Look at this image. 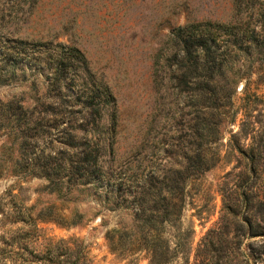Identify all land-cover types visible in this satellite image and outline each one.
<instances>
[{"label":"rangeland","instance_id":"rangeland-1","mask_svg":"<svg viewBox=\"0 0 264 264\" xmlns=\"http://www.w3.org/2000/svg\"><path fill=\"white\" fill-rule=\"evenodd\" d=\"M206 22L217 40L208 67L200 70L191 45L182 59L188 44L181 39ZM72 47L84 63L67 58L62 65ZM50 67L51 78L64 72L66 86L50 81ZM105 89L114 105L105 106L93 125L83 103L89 93L97 103ZM12 98L36 105L49 120L24 139L20 168L53 167L45 157H69L68 144L76 143L71 134L84 136L76 128L82 121L88 138L103 145L104 166L111 182H121V198L131 199L141 180L156 183L169 168L186 166L183 224L193 229L194 249L217 224L223 189L243 167L255 170L240 177L241 185L257 190L264 182V0H0V100ZM79 182L47 180L43 172L0 177L4 212L49 216L55 204L76 209L84 223L65 228L39 221L35 229L0 222V248L18 233L25 235L14 247L28 250L44 249L51 235L77 236L99 264H124L109 252L103 234L129 217L103 210L99 182Z\"/></svg>","mask_w":264,"mask_h":264},{"label":"trees","instance_id":"trees-1","mask_svg":"<svg viewBox=\"0 0 264 264\" xmlns=\"http://www.w3.org/2000/svg\"><path fill=\"white\" fill-rule=\"evenodd\" d=\"M209 22L197 24L196 29L184 32L186 34L183 46V58L189 52V45L193 48V59L198 69L208 67L210 55L213 53L211 43L216 44L217 33L210 29ZM193 27V26H192ZM193 37L194 39H191ZM71 55L60 58L65 65V59H76L84 63V58L77 48H70ZM51 58V55H50ZM50 81L58 83L59 89L64 82V72L61 76L56 73ZM78 78V75L75 74ZM72 77V76H71ZM73 77V78H76ZM86 93L89 88L79 83ZM61 94V90H59ZM85 103L87 115L92 118V124L97 125L101 120V112L107 105H114L112 93L105 89L97 103L94 96L86 95ZM36 105L25 107L19 99L0 100V144L2 156L0 160V177L2 176H32L37 172L45 173L47 180L53 177H73L80 184H87L96 180L104 186L103 210L123 212L129 217V223L118 221L115 226L107 228L103 234L109 252L124 264H135L139 259H145L146 264H264V182L258 189L253 185H241L240 177L246 172H254L253 167H243L237 174L235 181L227 190L223 189L221 213L217 224L209 228L200 238L194 249L190 246L193 234L191 226H184L183 211L186 204L185 179L188 177V168L180 166L169 168L163 173L159 181L151 179L141 180L135 187L131 199L121 198V182H111L110 167L104 166L103 145L87 136L86 123L83 121L76 127L84 136L77 139L76 132L71 139L76 143L68 144L72 148L69 157H45L54 162V166L41 165L36 168H20L18 155L23 141L27 137H34L31 131L46 128L48 119L45 113L39 114ZM51 116V113L48 114ZM20 116L23 121L20 122ZM22 155V154H21ZM202 156L200 155V159ZM209 166H206L208 169ZM202 170H205L203 168ZM264 176V170L261 169ZM118 192H115V191ZM57 192L58 189H51ZM63 201L68 202L65 198ZM51 204V214L20 215L8 214L0 207V222L14 223L21 221L38 229L37 222H51L58 227L82 226L83 214L76 209L68 210ZM66 212H65V211ZM6 231L3 232V234ZM8 232V231H7ZM6 232V233H7ZM25 234L18 233L11 236L9 241H3L0 248V264H99L91 252V247L77 236L55 237L51 235L49 245L40 250H28L13 241L16 237L23 239ZM3 237V235L1 236ZM192 256V260L189 258Z\"/></svg>","mask_w":264,"mask_h":264}]
</instances>
